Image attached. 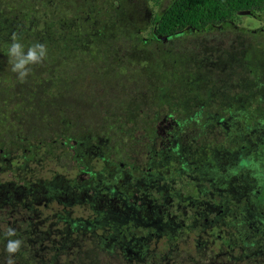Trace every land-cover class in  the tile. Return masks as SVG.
Instances as JSON below:
<instances>
[{
  "label": "flooded vegetation",
  "instance_id": "obj_1",
  "mask_svg": "<svg viewBox=\"0 0 264 264\" xmlns=\"http://www.w3.org/2000/svg\"><path fill=\"white\" fill-rule=\"evenodd\" d=\"M167 1L151 7L145 1L149 36L137 31L143 42L151 37L169 48L163 46L169 54L163 77L173 94L169 102L145 85L127 83L109 98L106 83L93 81V107L101 113L111 108L108 123L133 130L121 132L117 141L136 150L122 161L121 143L110 145L104 134L85 135L81 144L102 162L84 173L64 170L65 176L79 175V185L74 179L57 191L35 184L34 169L14 177L22 198L0 199V227L10 225L13 240L23 239L38 220L44 228L48 223V239L62 234L73 237L76 249L105 247L111 264H264V6L249 11L235 0L232 16L202 31L184 25L166 34L154 17ZM245 16L253 27L237 23ZM129 59L147 69L145 61ZM200 87L206 88L202 94ZM41 138L24 143L22 154L18 142L9 147L12 153L0 146V184L6 172L13 175L37 159L53 161L39 149L68 140ZM38 187L50 196L42 207L32 193ZM77 202H90L91 215L72 219L67 209ZM17 253L23 251L15 252L16 262Z\"/></svg>",
  "mask_w": 264,
  "mask_h": 264
},
{
  "label": "trees",
  "instance_id": "obj_2",
  "mask_svg": "<svg viewBox=\"0 0 264 264\" xmlns=\"http://www.w3.org/2000/svg\"><path fill=\"white\" fill-rule=\"evenodd\" d=\"M88 1L91 5H85L84 0H0V146L9 151V147L17 142L29 143L40 137L43 141H55L60 137L75 140L60 156L57 146L50 145L49 154L53 156L49 158L63 171L79 168L72 167L71 161L83 148L88 160H92L89 167L102 162L99 157L96 162L90 149L81 144L85 135L104 134L109 137L110 145H115L117 142L122 144L117 141L121 132L133 131L115 128L108 123L114 115L111 108L107 113H101L93 107V98L88 93L93 81L106 83L104 80L113 77L117 67L125 76L121 82L123 88L126 83L130 87L145 85L144 89L154 93L161 102H169L173 95L170 85L163 80L169 56L163 48L169 49L166 44L151 37H146L147 41L143 42L137 28L117 26L116 31L130 41V48L134 45L140 48L143 59L139 61H145L147 69L136 67L135 61L126 56L109 60L108 47L100 45L98 37L107 30L103 24L93 21L91 10H97V20L101 22L105 17L117 19L118 11L130 1ZM145 1H151L152 5L159 3V0ZM162 6L154 18L163 31L159 32L169 34L184 25L202 31L210 22L232 16L236 1L168 0ZM260 6H264V0H241L239 5L249 11L258 10ZM40 23H51L52 26L40 29ZM14 40L24 45L25 51L36 43L45 44L48 49L47 59L41 64L30 65L32 71L24 81L11 71L13 60L8 55V48ZM151 54L157 56L154 61ZM130 64L134 67H128ZM143 70L147 73L142 76L143 81L136 79L139 74H144ZM148 78L157 79L158 83L154 84ZM146 80L152 84L151 90ZM205 89L200 87L199 92L202 94ZM79 137L82 140L77 141ZM135 150L130 143L122 144L120 160L126 161ZM86 251L90 253V250ZM14 254L10 256L14 257ZM18 257L25 258V254H18ZM0 264L6 263L0 259ZM35 264L43 262L36 260Z\"/></svg>",
  "mask_w": 264,
  "mask_h": 264
},
{
  "label": "rangeland",
  "instance_id": "obj_3",
  "mask_svg": "<svg viewBox=\"0 0 264 264\" xmlns=\"http://www.w3.org/2000/svg\"><path fill=\"white\" fill-rule=\"evenodd\" d=\"M87 3L85 5H91L90 1L84 0ZM152 4L151 1H147V5L150 6ZM93 6V5H92ZM93 9V8H92ZM146 9L145 0H133L127 2L124 7H122L118 11V18L114 19L111 17H105L102 22L97 20V10H91L90 14L94 22L98 24H103L107 32H103L102 35H99L100 45L103 47H108L109 50V60L116 59L118 56H126L128 58H134L136 61L143 59L141 56L140 48L137 46H133L130 48V41L124 37V35L118 33L116 28L118 25L130 26V28H141L144 31L142 32L143 36L149 35L150 27L146 28V20L143 14ZM242 19V20H241ZM237 23L239 25L251 26L253 27V20L251 17L245 16L241 17L240 21ZM40 29H46L49 26H52L51 23L38 24ZM212 40V39H211ZM229 39L227 40V42ZM226 45V44H225ZM227 46V45H226ZM157 57L155 54H151L152 61ZM116 72L113 73V77H110L104 81H106V85L108 86L109 93L108 97L112 98L114 94H116L117 89L122 86L121 82L118 84L120 80H124L125 76L117 67ZM141 69H144V64L141 65ZM145 73V70H143ZM77 141L82 140V137L76 139ZM72 140H67L66 145L62 147L57 146L58 153L64 152L65 149H68L69 146L72 145ZM19 147L17 148L18 152L22 154L23 149L25 148L24 143L18 142ZM51 151V148L41 147L39 149V154H46ZM7 152H14V149L9 150ZM49 156H53V154H49ZM92 160H88L84 152V148L75 153V159L71 161L72 167H79L82 169H86L89 167V163ZM64 162V161H63ZM29 169H34L36 173L37 183L39 184H50L57 191L62 190L66 187L67 183L76 179L77 184L81 183V179L79 175H64L63 169L58 168L55 163L51 161H43V159H37L34 162L29 163L27 168L21 167L19 170L15 171L12 175L6 172L3 176L2 182L0 184V199L6 200L9 197H13L15 199L22 198V194L18 191V186L14 184V177L21 176H29ZM85 170H82L84 173ZM12 175V176H11ZM19 185L18 182H16ZM35 196V205L38 207H42L44 203L49 199V195L43 191L41 187L35 188L32 192ZM55 205L58 203V199L53 201ZM13 206L16 205V201H13ZM83 207H81V203L77 202L72 205L71 208L67 209L70 217L78 218L80 216L87 217L91 215L92 209L94 206H90V202H83ZM29 233L24 235L23 239H19L21 241L19 251H23V255L25 254V258L18 257L17 262L14 260L12 255L13 253H9L7 250V245L9 241H14L11 233L10 225L4 226L1 224L0 231L1 234L6 239V247L0 244V259L9 264V260L11 259L13 264H35L36 260H41L43 264H110L113 260L112 255L109 254V251H104L100 248L91 249L88 254L84 249L85 245L81 247L74 248L73 237L66 238L62 237L63 235H53V239H48V231L49 229L48 223L46 227H43V224H39L38 220H34L30 222ZM55 228V227H54ZM57 228H60L57 225ZM61 229V228H60ZM55 231V229H53ZM14 236V235H13ZM26 244V245H24ZM65 245L68 249L60 255H57V251L55 248L59 246ZM72 247V248H70ZM5 248V249H4ZM123 264V262H121Z\"/></svg>",
  "mask_w": 264,
  "mask_h": 264
},
{
  "label": "clouds",
  "instance_id": "obj_4",
  "mask_svg": "<svg viewBox=\"0 0 264 264\" xmlns=\"http://www.w3.org/2000/svg\"><path fill=\"white\" fill-rule=\"evenodd\" d=\"M8 55L13 60L11 71L17 74L19 80L24 81L32 71L30 65L41 64L47 59L48 49L45 44L36 43L29 46L27 51H25V46L18 40H14L8 48ZM20 245V240L9 241L7 250L9 253L18 252ZM9 264H13L11 259Z\"/></svg>",
  "mask_w": 264,
  "mask_h": 264
}]
</instances>
